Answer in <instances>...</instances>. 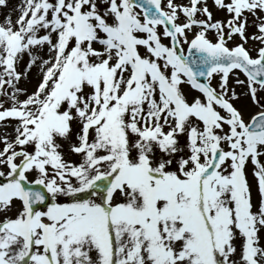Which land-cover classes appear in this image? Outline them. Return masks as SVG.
Listing matches in <instances>:
<instances>
[{
    "label": "snow or ice",
    "instance_id": "1",
    "mask_svg": "<svg viewBox=\"0 0 264 264\" xmlns=\"http://www.w3.org/2000/svg\"><path fill=\"white\" fill-rule=\"evenodd\" d=\"M0 9V264H264V0Z\"/></svg>",
    "mask_w": 264,
    "mask_h": 264
},
{
    "label": "rangeland",
    "instance_id": "2",
    "mask_svg": "<svg viewBox=\"0 0 264 264\" xmlns=\"http://www.w3.org/2000/svg\"><path fill=\"white\" fill-rule=\"evenodd\" d=\"M19 3V0H9V7L13 8L15 4ZM7 9H0V13L6 12ZM15 15V13H13Z\"/></svg>",
    "mask_w": 264,
    "mask_h": 264
}]
</instances>
